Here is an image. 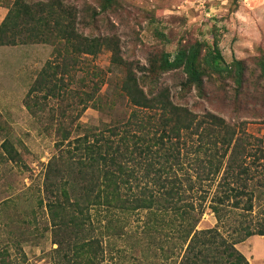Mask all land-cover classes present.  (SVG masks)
Wrapping results in <instances>:
<instances>
[{
	"label": "trees",
	"instance_id": "16d2710c",
	"mask_svg": "<svg viewBox=\"0 0 264 264\" xmlns=\"http://www.w3.org/2000/svg\"><path fill=\"white\" fill-rule=\"evenodd\" d=\"M114 4L115 0H103L101 10ZM63 5L60 0L33 5L14 0L0 25V46L14 44L19 33L25 34V40L45 41L43 35L52 31L53 37L68 46L70 56H96L106 50L110 66L123 72L118 84L106 82L112 95L100 93L106 84L100 76L90 81V89L82 78L80 86L86 91L77 90L78 101L67 105L81 104V112L92 107L107 116L116 101L125 102L129 109L119 120L110 116L101 128H80L82 136L73 140L65 127L57 131L59 141L65 144L58 149L57 159L49 161L42 186L53 244L58 246L53 252L61 264H101L107 257L127 261L128 249L104 248V237L121 241L133 237L142 247L157 243L156 249L152 247L154 259L149 262L144 255V264H250L235 246L252 236L264 237V137L253 138L239 127L243 124L230 125L215 114H195L174 104L166 88L154 89L160 75L179 70L185 77L183 88L195 89L200 98L204 97L206 76L231 80L239 93L242 62L233 58L226 64L213 36L210 44L195 41L151 58L147 68H139L144 77L138 78L131 65L121 59L114 37L78 34L75 14ZM32 7L37 13L31 12ZM32 20L35 27L28 26ZM157 35L163 40L161 33ZM259 67L264 76V61ZM43 82L40 79L30 92L45 89L46 95H55L52 88L56 86L43 88ZM141 84L154 90L145 92ZM61 96L65 101L74 100L72 92ZM59 116L63 126L65 111ZM7 145L3 147L10 155ZM198 191L195 212L192 200ZM206 203L218 225L198 230ZM256 206L262 210L256 212L255 220H235L233 226L225 228L222 221L227 212L241 211L245 217ZM102 211L110 216L104 224ZM141 211H147L145 221L139 224L138 220L133 229L126 217ZM112 213H119L120 218ZM144 250L152 251L149 247Z\"/></svg>",
	"mask_w": 264,
	"mask_h": 264
},
{
	"label": "rangeland",
	"instance_id": "374dc122",
	"mask_svg": "<svg viewBox=\"0 0 264 264\" xmlns=\"http://www.w3.org/2000/svg\"><path fill=\"white\" fill-rule=\"evenodd\" d=\"M13 1L0 0V25ZM24 1L33 5L48 0ZM60 1L65 10L75 14L74 28L78 34L114 37L121 59L131 65L138 78L144 77L139 68H147L150 59L158 58L162 52L173 53L178 46L195 41L210 44L216 36L224 62L230 63L233 58L242 62L243 86L239 93L231 80L206 76L203 78L204 97L200 98L195 89L183 88L185 77L179 70L160 75L154 89L166 88L174 104L195 114L209 112L230 125L243 124L239 127L253 138L264 137V76L259 67V62L264 61V0H115L105 11L101 10L103 0ZM31 12L35 13L36 8L32 7ZM37 18L34 14V19ZM33 23L35 20L28 26L35 27ZM157 33L163 35V40ZM24 38L25 34L19 33L14 44L0 46V264H61L59 256L53 252L58 246L53 244L42 186L49 161L57 159L58 149L65 144L59 141L57 131L65 127L73 140L82 136L80 128H101V123L108 124L111 118L119 120L129 107L123 101H116L112 111H108L110 118L92 107L81 112V104L72 108L67 105L78 101L77 90L86 91L80 86L82 78L89 89L90 81L99 76L110 85L119 83L123 72L110 66V54L106 50L96 56H70L68 46L53 37L52 31L43 35L45 41ZM40 79L45 81L43 88L56 86L52 88L55 95H46L45 89L30 92L37 88ZM141 86L145 92L154 90L149 85ZM70 92L74 100L61 98V94ZM100 93H105L106 97L112 95L107 83ZM62 110L66 116L63 126L59 116ZM6 142L10 155L3 147ZM221 176L209 189L210 194ZM200 194L198 191L196 200H192L195 212ZM207 207L208 203L204 205L198 230L218 225ZM261 210L256 206L245 217L241 211L232 210L222 222L229 228L235 220H255L256 212L261 213ZM146 213L129 215L126 222L135 229L138 223L145 221ZM111 215L120 218L119 213ZM109 217L102 211L101 223ZM92 219L94 224L93 213ZM104 238V248L109 245L122 251L128 249L127 261L123 263L118 257L113 260L107 257L101 264H144L154 259L152 247L156 249L157 243L142 247L133 237L123 241ZM148 247L152 251L144 250ZM235 248L250 264H264V237L252 236ZM144 255L148 257L146 260Z\"/></svg>",
	"mask_w": 264,
	"mask_h": 264
}]
</instances>
